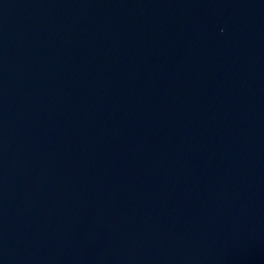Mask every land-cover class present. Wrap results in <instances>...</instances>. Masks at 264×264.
Here are the masks:
<instances>
[{"label":"water","instance_id":"95a60500","mask_svg":"<svg viewBox=\"0 0 264 264\" xmlns=\"http://www.w3.org/2000/svg\"><path fill=\"white\" fill-rule=\"evenodd\" d=\"M0 264H264V0H0Z\"/></svg>","mask_w":264,"mask_h":264}]
</instances>
